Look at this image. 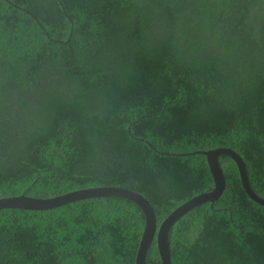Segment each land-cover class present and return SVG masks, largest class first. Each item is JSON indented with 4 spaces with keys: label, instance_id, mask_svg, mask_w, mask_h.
Segmentation results:
<instances>
[{
    "label": "trees",
    "instance_id": "trees-1",
    "mask_svg": "<svg viewBox=\"0 0 264 264\" xmlns=\"http://www.w3.org/2000/svg\"><path fill=\"white\" fill-rule=\"evenodd\" d=\"M0 0V198L141 195L156 227L228 148L264 199V0ZM172 228L171 264H264V208L235 164ZM130 202L0 213V264H133ZM146 264H159L155 236Z\"/></svg>",
    "mask_w": 264,
    "mask_h": 264
},
{
    "label": "water",
    "instance_id": "water-1",
    "mask_svg": "<svg viewBox=\"0 0 264 264\" xmlns=\"http://www.w3.org/2000/svg\"><path fill=\"white\" fill-rule=\"evenodd\" d=\"M4 1L9 4L7 0ZM197 153L205 156L212 188L191 197L186 202L175 207L157 227L153 210L141 195L125 188L112 186L80 189L47 199L31 198L24 195L0 198V213L7 210L47 213L82 202L98 200L127 201L141 212L144 219L133 264H146V255L154 236L159 264H171L169 245L172 228L182 219L181 216L186 212L200 204H212L224 190V179L216 160L218 156H226L235 164L242 190L251 201L264 208V199L258 197L249 188L242 160L234 151L228 148H217Z\"/></svg>",
    "mask_w": 264,
    "mask_h": 264
}]
</instances>
